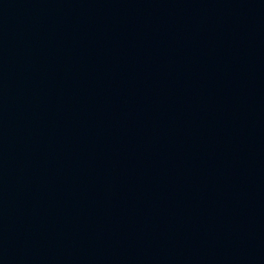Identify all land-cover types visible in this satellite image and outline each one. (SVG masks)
Masks as SVG:
<instances>
[{"label":"water","instance_id":"95a60500","mask_svg":"<svg viewBox=\"0 0 264 264\" xmlns=\"http://www.w3.org/2000/svg\"><path fill=\"white\" fill-rule=\"evenodd\" d=\"M0 264H264V0H0Z\"/></svg>","mask_w":264,"mask_h":264}]
</instances>
